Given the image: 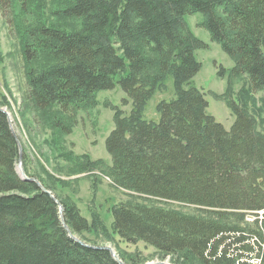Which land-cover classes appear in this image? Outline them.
Returning a JSON list of instances; mask_svg holds the SVG:
<instances>
[{"label":"trees","instance_id":"16d2710c","mask_svg":"<svg viewBox=\"0 0 264 264\" xmlns=\"http://www.w3.org/2000/svg\"><path fill=\"white\" fill-rule=\"evenodd\" d=\"M0 10L16 29L35 110L85 109L97 90L116 83L131 99L128 113L114 107L105 138L107 170L130 198L109 207L120 239L144 242L173 262L264 264V133L245 105L251 90H264V0H0ZM195 11L232 57L228 75L250 79L236 96L224 93L235 114L229 129L191 83L201 66L194 50L206 46L184 18ZM56 17L80 24L50 23ZM169 78L174 95L157 103V121L145 118L148 98ZM55 125L65 128L59 119ZM82 155L81 169L97 162ZM18 157L17 135L0 109V264H121L70 235L99 245L85 234L99 217L22 177ZM22 168L35 178L24 161Z\"/></svg>","mask_w":264,"mask_h":264},{"label":"rangeland","instance_id":"374dc122","mask_svg":"<svg viewBox=\"0 0 264 264\" xmlns=\"http://www.w3.org/2000/svg\"><path fill=\"white\" fill-rule=\"evenodd\" d=\"M184 18L191 32L206 43L205 47L194 50V56L201 66L191 83L204 92L208 101L207 112L229 129L235 114L226 103L224 93L229 88V92L236 96L249 87L250 79L246 73L228 75L234 61L218 42L210 38L209 31L200 23L203 18L200 11L187 13ZM49 20L58 25L78 27L80 24V20L75 18L56 17ZM25 21H28L27 17ZM26 68L16 29L9 28L0 10V107L7 113L21 146L17 170H20L24 161L34 177L48 184L55 194L72 197L82 215L89 219L99 217L101 225L85 234L99 244L109 245L117 257L129 259L133 256L139 264L156 261L198 264L195 260L189 262L184 256L180 262H173L169 255L160 259L154 247L141 241L125 242L111 230L110 205L130 200L125 189L113 181L107 170L111 157L105 147V138L114 124V107L122 109L124 113H128L132 107L131 99L122 87L116 83L111 88L97 90L96 103L85 109L65 113L54 105L40 112L27 99ZM222 68L225 70L223 74L220 72ZM173 95L174 89L169 78L165 87L158 88L148 98L144 109L145 118L157 121V103ZM123 99L128 101L124 102ZM245 105L247 111L257 118L256 129L264 133V90H251ZM57 119L65 126L64 129L55 125ZM64 149L72 150L73 153L64 154ZM82 154H88L90 159L97 162L87 169H81ZM249 219L252 217L248 215L245 220ZM103 229H107L108 233H104Z\"/></svg>","mask_w":264,"mask_h":264},{"label":"water","instance_id":"95a60500","mask_svg":"<svg viewBox=\"0 0 264 264\" xmlns=\"http://www.w3.org/2000/svg\"><path fill=\"white\" fill-rule=\"evenodd\" d=\"M1 110H4V108L0 107ZM14 132V130H13ZM15 133V132H14ZM16 134V133H15ZM18 147H19V157H18V161L21 160V146H20V143L18 141ZM20 167V166H19ZM20 173V175L22 177H24L25 179H34L37 184L39 186H42L41 183L36 179V178H33V177H29L25 174L24 170L22 167H20V170L18 171ZM46 190V189H45ZM46 191H49V190H46ZM62 211H63V206L60 204L59 205V213H60V216H61V219H62ZM62 222H63V219H62ZM64 227L67 228L66 224H64ZM68 229V228H67ZM70 235L76 239L77 241H80L82 244H85V245H89V246H93V247H97V248H106L110 251V253L112 254V256L118 261L120 262L121 264H124V262L119 258L117 257V255L113 252L112 248L109 246V245H104V244H99V245H90V244H87V243H84L83 241L79 240L76 236H74L73 234L70 233ZM151 264H166L162 261H156V262H152Z\"/></svg>","mask_w":264,"mask_h":264},{"label":"built area","instance_id":"2783aa9c","mask_svg":"<svg viewBox=\"0 0 264 264\" xmlns=\"http://www.w3.org/2000/svg\"><path fill=\"white\" fill-rule=\"evenodd\" d=\"M254 262H256V261H254Z\"/></svg>","mask_w":264,"mask_h":264}]
</instances>
